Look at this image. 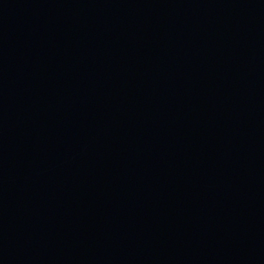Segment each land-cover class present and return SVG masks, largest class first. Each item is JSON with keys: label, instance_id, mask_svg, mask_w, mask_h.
Here are the masks:
<instances>
[{"label": "water", "instance_id": "95a60500", "mask_svg": "<svg viewBox=\"0 0 264 264\" xmlns=\"http://www.w3.org/2000/svg\"><path fill=\"white\" fill-rule=\"evenodd\" d=\"M0 264H264V0H0Z\"/></svg>", "mask_w": 264, "mask_h": 264}]
</instances>
